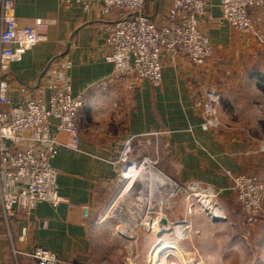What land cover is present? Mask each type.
I'll return each instance as SVG.
<instances>
[{"label":"crops","instance_id":"obj_1","mask_svg":"<svg viewBox=\"0 0 264 264\" xmlns=\"http://www.w3.org/2000/svg\"><path fill=\"white\" fill-rule=\"evenodd\" d=\"M219 4L220 0H209L206 15L199 20L201 32L213 46V58L199 67L184 61L175 68L164 64L162 82L154 87L132 76L125 85L110 80L111 65L104 61L107 49L97 36L108 19L75 3L61 6L58 0H16L17 24L37 26L44 38L16 63L11 102L19 100L21 86L32 92L36 89L50 62L66 57L71 63V95L81 96L82 107L77 114L80 135L76 149L64 146L67 136L53 129L62 144L51 162L61 203L56 207L40 203L26 220L13 217L5 222L0 211V264H36L27 256L13 254L30 253L35 248L49 250L65 261L98 262L90 238L91 227H98L93 212L107 203L121 183L115 164L123 158L124 167L128 166L129 154L135 160L140 139L149 138L163 146L169 176L177 184L197 182L221 189L222 204L234 201L227 172L256 175L264 184V135L244 137L222 126L203 131L200 109L194 105L209 90L219 93L208 82L210 74L229 59L233 46L239 51L246 46V38L221 21ZM143 10L158 22L165 13L164 1L147 0ZM254 15L264 21L261 10ZM258 27L264 29L263 24ZM249 77L253 78L252 73ZM250 103L246 100L245 106L255 104ZM259 113L264 115V109ZM260 126L264 133V124ZM82 206L90 208L92 220L90 216L89 221H81Z\"/></svg>","mask_w":264,"mask_h":264},{"label":"built area","instance_id":"obj_2","mask_svg":"<svg viewBox=\"0 0 264 264\" xmlns=\"http://www.w3.org/2000/svg\"><path fill=\"white\" fill-rule=\"evenodd\" d=\"M58 1L61 6L75 3L84 11L109 20L98 29L97 36L107 49L104 61L111 65L109 78L118 84H127L132 76L158 87L164 64L175 68L179 61H184L199 67L214 56L208 35L199 28L209 0H163L165 13L158 22L144 13L147 0ZM15 3L16 0H0V211L5 222L13 217L28 219L40 203L52 207L61 203L51 162L62 144L53 129L67 136L64 146L76 149L80 135L77 114L82 107L81 96L71 95V63L66 57L50 62L40 74L36 89L32 92L21 86L19 100L11 102V75L16 63L44 38L37 26L17 24ZM219 8L221 21L240 35L254 38L264 51V29L258 27L264 26V21L254 15L260 10L264 14V0H220ZM217 103L218 94L212 90L194 102L200 109L203 131L218 128ZM123 166L124 159L120 158L115 164V173L122 179ZM227 176L229 190L245 222L255 224L264 218L262 180L247 173L227 172ZM188 185L193 194L205 201L207 209L209 205L214 206L216 211L210 213L212 216L225 217L218 205L223 190L197 182ZM90 216V208L82 206L81 221H89ZM42 226L46 227L47 222ZM13 254L27 256L36 264H83L61 260L43 248ZM136 259L130 254L119 264H137Z\"/></svg>","mask_w":264,"mask_h":264},{"label":"rangeland","instance_id":"obj_3","mask_svg":"<svg viewBox=\"0 0 264 264\" xmlns=\"http://www.w3.org/2000/svg\"><path fill=\"white\" fill-rule=\"evenodd\" d=\"M245 38L246 46L243 50H234L233 46V50L228 54V63L227 60L221 62L217 71L210 74L208 82L219 90L216 105L218 128L222 126L244 137H260L264 135L260 126L264 124V115L259 112L264 107L261 108L259 104L263 102L264 96L257 88L256 78L253 79L249 75L255 71L264 72V52L254 38ZM246 100L255 104L245 106ZM135 147L139 150L135 156L137 158L133 160V154H129L126 162H143L157 174L177 184L169 176L171 169L166 164L163 146L145 138L138 140ZM124 180L125 176L107 203L93 212L98 227H91L90 238L94 257L98 262L119 264L132 254L137 257V264H151L153 260L150 258V252L158 240L174 241L175 236L171 233L159 237V234L145 230L138 216L139 209L151 207L150 211L155 213L148 215L149 219L157 218L160 213L171 226L183 219L187 202L190 207L191 229L186 239L177 242L178 249L175 253L184 264H264V218L255 224H248L236 202L222 204L219 198L218 205L224 210L225 217L222 221L211 223V214L200 203V197H193L188 184H177L182 186L183 192L175 206L159 191L154 194L138 192L134 193L136 195L132 199H124L119 210L111 217L107 216L106 208ZM186 196L188 198L185 201ZM123 235L134 236V239H125ZM166 254L167 251L162 252L154 264H163Z\"/></svg>","mask_w":264,"mask_h":264},{"label":"bare ground","instance_id":"obj_4","mask_svg":"<svg viewBox=\"0 0 264 264\" xmlns=\"http://www.w3.org/2000/svg\"><path fill=\"white\" fill-rule=\"evenodd\" d=\"M125 180L122 182L121 186L118 188V190L115 192L113 196V200L106 208L107 216L111 217L112 214H114L116 211L119 210L120 203L126 199L127 197L132 199L133 196H135L138 192L142 194H154V192H161V194L168 198L170 202H172V205L175 206L180 201V195L183 192L182 186H179L177 184L172 183L170 180H168L166 177L157 174L152 168H150L149 165L145 163L140 164H134L130 163L126 167H122ZM136 193V194H134ZM193 197H199L196 194H193ZM187 196L185 197V201L187 200ZM135 201L137 199H134ZM202 206L207 208L204 204L205 201H201ZM189 208L188 204L186 202V208L183 215V219L175 224L167 223L166 218L158 213L159 215L157 218H160L164 221V225L157 230L154 229V226L156 225L157 218L155 219H149L148 215L154 214L155 212L150 211L152 210L151 207H147L145 209H139L138 216L140 218L141 224L144 226V229L150 232H154L156 234H159V237L165 236V235H171V233L174 234L175 240L174 241H165L163 239H159L157 244L155 245L154 249L152 248L150 252V258H152L153 261H151V264H154L155 259L162 253L167 251L166 256L164 257L163 264H184L182 260H180L176 256L177 252V242L179 240H184L188 237L191 229V224L189 220ZM209 213L215 212L216 209L214 206L209 205ZM125 239H134V236L131 235H123Z\"/></svg>","mask_w":264,"mask_h":264},{"label":"trees","instance_id":"obj_5","mask_svg":"<svg viewBox=\"0 0 264 264\" xmlns=\"http://www.w3.org/2000/svg\"><path fill=\"white\" fill-rule=\"evenodd\" d=\"M56 59L57 58H55L54 60ZM252 75H253V78H256L257 88L261 91V93L264 96V72L255 71L252 73Z\"/></svg>","mask_w":264,"mask_h":264},{"label":"water","instance_id":"obj_6","mask_svg":"<svg viewBox=\"0 0 264 264\" xmlns=\"http://www.w3.org/2000/svg\"><path fill=\"white\" fill-rule=\"evenodd\" d=\"M209 217H210V220L212 221V222H218V221H222L223 219H219V218H217V217H214V216H210L209 215ZM162 225H164V221L162 220V219H160V218H157V222H156V225L154 226V229H157V230H159L161 227H162ZM132 238H130V239H128V240H131Z\"/></svg>","mask_w":264,"mask_h":264}]
</instances>
